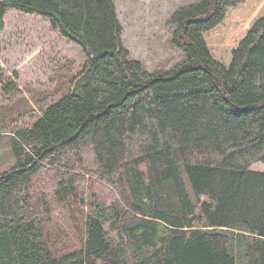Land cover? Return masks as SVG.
Returning a JSON list of instances; mask_svg holds the SVG:
<instances>
[{
  "label": "trees",
  "instance_id": "1",
  "mask_svg": "<svg viewBox=\"0 0 264 264\" xmlns=\"http://www.w3.org/2000/svg\"><path fill=\"white\" fill-rule=\"evenodd\" d=\"M11 9L49 19L87 64L11 131L0 264H264V171L250 168L264 162V0L181 5L167 26L184 57L155 70L131 56L114 0H0V32Z\"/></svg>",
  "mask_w": 264,
  "mask_h": 264
},
{
  "label": "rangeland",
  "instance_id": "2",
  "mask_svg": "<svg viewBox=\"0 0 264 264\" xmlns=\"http://www.w3.org/2000/svg\"><path fill=\"white\" fill-rule=\"evenodd\" d=\"M114 1L124 28L123 41L133 58L149 70L168 69L183 59L167 20L181 5L196 0ZM86 64L82 48L55 30L49 19L15 9L7 12L0 32V172L17 163L11 131L33 125L45 107L72 92ZM8 83L16 88H7ZM250 168L264 171V162ZM171 186L165 183L158 188L160 201L170 199Z\"/></svg>",
  "mask_w": 264,
  "mask_h": 264
},
{
  "label": "crops",
  "instance_id": "3",
  "mask_svg": "<svg viewBox=\"0 0 264 264\" xmlns=\"http://www.w3.org/2000/svg\"><path fill=\"white\" fill-rule=\"evenodd\" d=\"M251 170H255V169H251ZM257 171H262V170H257Z\"/></svg>",
  "mask_w": 264,
  "mask_h": 264
}]
</instances>
